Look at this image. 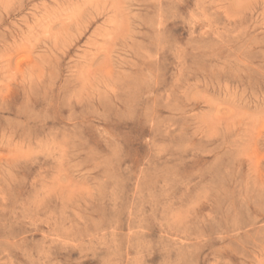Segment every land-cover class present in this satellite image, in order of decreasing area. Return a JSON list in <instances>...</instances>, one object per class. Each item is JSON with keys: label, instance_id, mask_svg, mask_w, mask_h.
Instances as JSON below:
<instances>
[{"label": "rangeland", "instance_id": "374dc122", "mask_svg": "<svg viewBox=\"0 0 264 264\" xmlns=\"http://www.w3.org/2000/svg\"><path fill=\"white\" fill-rule=\"evenodd\" d=\"M116 2L129 7L99 15L91 0H0V234L34 233L27 239L38 242L25 219L37 204L42 216L57 213L66 193L97 186L80 211L122 233L143 218L144 264L185 257L162 238V203L184 221L180 239L203 237L189 257L196 264H261L262 8ZM109 76L129 78L106 94ZM117 142L120 160L137 161L132 170L107 167ZM157 146L164 154L150 172L169 177L170 194L146 201L136 195V169ZM54 254L61 264L81 261L75 250Z\"/></svg>", "mask_w": 264, "mask_h": 264}, {"label": "clouds", "instance_id": "9594fccd", "mask_svg": "<svg viewBox=\"0 0 264 264\" xmlns=\"http://www.w3.org/2000/svg\"><path fill=\"white\" fill-rule=\"evenodd\" d=\"M156 2L159 3L160 0H156ZM182 2L183 0H168L169 4ZM210 2L213 0H196L197 10L202 11ZM249 4L252 7L259 4L262 8L261 15L264 16V0H249ZM42 6L46 7V5ZM89 6L95 8L99 15H104L106 10L129 7L128 4L121 5L116 0H91ZM111 23V19H108L99 27L103 31H108V26ZM113 47H115L114 44ZM128 78L127 76H124L123 79L120 76H109V82L105 83L106 94L117 92L119 89L116 85L122 84ZM152 126L157 128V122L153 121ZM191 147V144H187L183 146L182 150L187 151ZM163 154L161 147L157 146L152 154L145 158L136 169L135 191L136 195L143 200L153 201L159 198L161 201H166L170 194L166 191L171 183L169 177L167 175L154 177L150 172L152 160H158ZM122 164L124 170H132L136 167L137 161L134 158L129 163L120 160L117 142L112 155L107 158V167L115 169ZM149 185H158L161 191L157 193ZM56 187L60 188L61 186L56 185ZM98 193L97 186H92L90 193H85L79 197L66 193L62 202L63 206L59 212L43 216L40 214V206L37 204L31 215H26L25 219L28 221V227L40 232V241H28L27 237L34 233L25 232L15 236L0 234V264H61L54 254L57 247L65 251L69 249L78 251L81 261L77 264H82V261L89 257L98 260L99 264H144L142 245L147 228L144 227L143 218L130 231L122 233L116 226L105 227L101 220L85 216L80 211L81 200L87 203L85 196L90 199ZM116 199L113 195L114 202ZM160 207V218L156 222L162 229V238H167L174 249L183 248L185 250L184 259L171 260L168 264H196V261L189 257L203 237L196 235L190 239H180L181 236H188L187 232L182 231L184 221L179 219L174 211L169 210L167 204L162 203ZM4 211H7V208L0 204V213ZM153 218L156 219V217ZM261 250L264 251V245H262ZM17 253L20 259L14 258L13 254ZM261 264H264V261Z\"/></svg>", "mask_w": 264, "mask_h": 264}]
</instances>
